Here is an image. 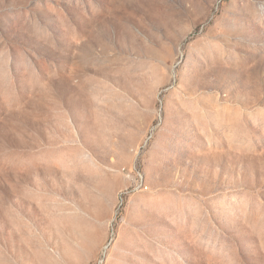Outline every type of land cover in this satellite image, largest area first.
Listing matches in <instances>:
<instances>
[{"label": "rangeland", "instance_id": "374dc122", "mask_svg": "<svg viewBox=\"0 0 264 264\" xmlns=\"http://www.w3.org/2000/svg\"><path fill=\"white\" fill-rule=\"evenodd\" d=\"M0 264H264V0H0Z\"/></svg>", "mask_w": 264, "mask_h": 264}]
</instances>
